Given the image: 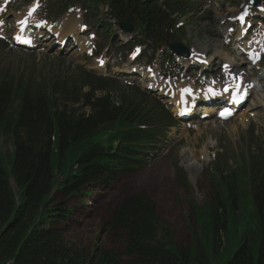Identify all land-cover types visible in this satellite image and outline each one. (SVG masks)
Segmentation results:
<instances>
[{
	"label": "trees",
	"instance_id": "trees-1",
	"mask_svg": "<svg viewBox=\"0 0 264 264\" xmlns=\"http://www.w3.org/2000/svg\"><path fill=\"white\" fill-rule=\"evenodd\" d=\"M95 1L109 2L119 20L134 18L148 39L168 18L152 0ZM169 2L164 5L170 15L183 13L181 2ZM84 87L90 91L80 96ZM56 89L58 100L52 97ZM96 89L106 95L94 100ZM106 89V80L84 72L73 83L55 85L50 94L41 92L34 98L22 95L18 83L0 81V143L6 136L12 138L11 152L0 150V264H264V170L260 174L253 161L251 176H259L251 189L255 232H243L238 249L226 262L219 260L236 240L238 225H243L237 217L239 195L230 188L222 199L214 193L213 208H195L200 235L188 249L176 245L144 195L126 199L110 218V229L122 233V254L103 248L86 252L65 241L59 225L69 218L70 209L64 203L93 185L109 184L115 173L138 166L139 148L132 145L130 126L140 123V109L132 102L115 108L112 89ZM20 96L19 109L12 113ZM80 99L91 109L87 117L72 107ZM60 101L66 106H59ZM228 226L233 233L230 241Z\"/></svg>",
	"mask_w": 264,
	"mask_h": 264
},
{
	"label": "rangeland",
	"instance_id": "rangeland-1",
	"mask_svg": "<svg viewBox=\"0 0 264 264\" xmlns=\"http://www.w3.org/2000/svg\"><path fill=\"white\" fill-rule=\"evenodd\" d=\"M10 1L14 3L16 0ZM66 1L17 0L8 12V9L4 7L5 0H0V22H3L2 13L8 12L5 17L6 24L0 25V81L18 83L21 87L27 88L30 93V90L34 89L42 92L45 85H50L65 76L66 79H69L78 66H82L86 70H94L93 72L96 74L102 75L100 74L103 73L102 71L96 72V66H90L93 63L87 61V56L85 61H82L81 57H75L72 52L61 53L56 51V47H49V42L41 40L36 41L40 44L37 50L21 49L17 47L18 43L15 39L10 37L16 30L13 28V20L21 13L25 14L27 8L34 3L40 6L38 19L51 18V21H59L67 15L73 16L76 13L65 12L62 16H58L59 18L54 16ZM74 4L77 8L81 6L75 2ZM244 4L245 0H200V6L193 7L192 12L188 13L190 15L177 19V23L179 26L183 25L181 28L184 35L189 36V33L192 32V36H195L196 33V37L191 40L194 46L198 41H201L200 46L204 48L207 44L208 54L213 55V51L216 49L220 51L223 42L219 26L223 23L224 15H227V18L233 17ZM81 14L80 12L79 15ZM259 17L261 16L254 18ZM65 19L56 24L59 30ZM74 24L80 25L76 21L70 22L71 26H75ZM106 29L104 28V30ZM82 30L71 32V30L63 28L60 31L68 37L70 35L77 36ZM256 33L264 34V25L256 26L249 36H254ZM79 40L78 38L77 41ZM212 42L215 44L212 45ZM103 43L100 38H97L96 50L101 49ZM79 44L82 48L83 44ZM227 46L233 50L232 46ZM233 51L235 57L240 56L237 55L240 51L239 47ZM222 55L227 54L222 52L218 54L223 60ZM227 59L232 60L233 65L237 64L235 59H231V56ZM223 61L225 62V60ZM141 62H148V60L146 57L141 58ZM161 70L167 72L163 66H161ZM253 73L260 80L259 86L254 90L249 103L242 108L236 118L227 120L226 123H220L214 117H210L206 121H199L186 127L178 122V125L170 130L166 149H162L159 157L154 158L148 166L137 172L121 175L116 183L108 188H91L90 191H87L88 193H82L74 200L65 202L64 206L71 211L69 219L59 225L64 231L65 241L86 252H91L94 248H103L122 254L124 239L121 232L110 229V218L127 198L141 193L154 203L159 220L172 233L176 245L181 249L191 248L195 244V236L200 235V230L194 223V206L213 205L214 185L212 179L218 175L226 174V172H246V165L234 169V159L245 156L248 150L252 151L260 146L264 148V103L262 102L264 101V68L262 64L260 70L258 72L254 70ZM132 85L143 89L140 85ZM161 102L165 104L164 100ZM16 105L17 102L13 104L12 110L16 108ZM86 111L83 107L82 112L86 113ZM192 119H198V117ZM244 121L246 122L245 126H243ZM204 148L206 153L203 152ZM0 150L11 152L12 138L9 136L3 138ZM208 152L218 153L215 171L213 164H205L204 158L199 157L200 153L203 156ZM175 164L177 167L174 168ZM176 169L186 175L187 187L182 188L179 184ZM210 172L214 176L210 175ZM242 189L244 192H248L245 185ZM56 200L61 202L62 199L56 197ZM248 202L249 198L240 192L237 199V217L239 224L243 223V225H238L236 240L226 246L219 260L221 262L230 259L238 249L245 230L244 226L251 222V214L247 209ZM229 229L231 232L228 240L230 241L233 238V233L232 228L229 227Z\"/></svg>",
	"mask_w": 264,
	"mask_h": 264
},
{
	"label": "bare ground",
	"instance_id": "bare-ground-1",
	"mask_svg": "<svg viewBox=\"0 0 264 264\" xmlns=\"http://www.w3.org/2000/svg\"><path fill=\"white\" fill-rule=\"evenodd\" d=\"M28 13H29V11L26 14H24V15H26L25 17L24 16H18L17 17V21H19L17 28L19 27L20 22L24 21V20H27V23L25 24V29H26V27L34 26L33 25L34 21L30 19V16H28ZM73 21H75V20H73ZM70 22H72V20L69 21V18H66L63 21V25H62V28H60V30H63V28H65V29L71 30V32H76L78 29L82 28L81 24L79 26L75 25V24H74L75 26H71ZM48 26H49L48 27L49 31H52L61 40V41L59 40L60 42H62L65 39V37H66L65 33L63 34L59 30L57 25L48 24ZM81 32H83V31H80L77 36H74L76 38V40H78V38L79 39L81 38V36H80ZM25 34H26V38H27V42L28 43H30V42L31 43H36V41L39 40L38 39V35H39L38 32H33L31 29H28ZM20 36H21L20 33L17 31V32L13 33L12 38L19 40ZM70 36H73V35H70ZM241 36L242 35L239 33V34H236L235 38L239 39V38H241ZM42 42H49V38H46ZM68 44H70V42H68ZM82 48H83V46H82ZM60 49H61V47L59 48V50ZM194 51H193L194 54L200 53L198 50H194ZM222 57H223V60H225L224 63H226V65L224 66V70H225V73L228 74V77H227L229 79L228 82H232L233 80H235L234 82L236 83V82H239V80H241V78L243 79V82H245V81L247 82L246 75H245L246 74L245 70L242 71L240 68H237L236 67L237 64L233 65V61L230 60V59H227V57H229L228 55H222ZM174 66H176V65H174ZM233 71H234V75H232ZM231 85H232V87H234V83H231ZM216 87H217V85L211 82V83L208 84V87L206 89L208 90L210 88V89L214 90ZM236 88H238V87L236 86ZM191 89H192V87L189 84H184V85H182L180 88H178L176 90H174L172 88V92L169 95H171L170 103L173 104V106H174L173 111L175 113H178L182 109V103H184V105H187V106H185V108L187 109L186 111L189 110L190 113L193 112L194 109L192 107H190V103H189V99H190L189 95L193 94L192 92L189 93L191 91ZM232 89H235V88H231L230 90H232ZM207 90H206V92L204 94L205 98L208 97ZM226 97H227V100H228V98H229V100L231 98H233L232 96L229 97V95H226ZM233 104L230 103V102L228 103V101H227V105L222 108L221 114L224 115V114H227V113H231L232 110L234 109V105ZM238 108H239V106L237 107V109ZM211 112H212L211 108L210 107H206V109H204L203 115H207L208 113H211ZM236 112H238V111H236ZM236 112H235V114H236ZM234 118H236V117H234Z\"/></svg>",
	"mask_w": 264,
	"mask_h": 264
},
{
	"label": "water",
	"instance_id": "water-1",
	"mask_svg": "<svg viewBox=\"0 0 264 264\" xmlns=\"http://www.w3.org/2000/svg\"><path fill=\"white\" fill-rule=\"evenodd\" d=\"M121 29L124 30L125 32H132V27L129 24V19H126L121 23ZM172 48H175L177 51L181 50V47L179 45H172Z\"/></svg>",
	"mask_w": 264,
	"mask_h": 264
},
{
	"label": "snow or ice",
	"instance_id": "snow-or-ice-1",
	"mask_svg": "<svg viewBox=\"0 0 264 264\" xmlns=\"http://www.w3.org/2000/svg\"><path fill=\"white\" fill-rule=\"evenodd\" d=\"M33 11H35V9L30 10L29 13H28V16H31ZM240 19H242V17H241ZM0 23H2V22H0ZM26 23H27V20H24V21H21V22H20V25H21V31H23V26H24ZM241 99H243V97H242ZM224 115L227 116V115H230V114H224Z\"/></svg>",
	"mask_w": 264,
	"mask_h": 264
}]
</instances>
